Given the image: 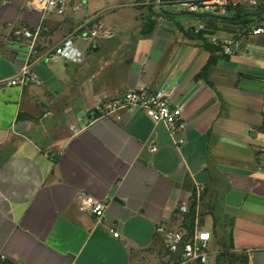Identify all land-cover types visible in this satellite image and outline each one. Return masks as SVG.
Masks as SVG:
<instances>
[{
    "label": "crops",
    "instance_id": "1",
    "mask_svg": "<svg viewBox=\"0 0 264 264\" xmlns=\"http://www.w3.org/2000/svg\"><path fill=\"white\" fill-rule=\"evenodd\" d=\"M150 2L68 0L64 16L41 19L27 0H0V80L91 15L108 35L81 63L37 62L36 82L0 84L5 261L156 264L155 228L174 227V208L198 188L231 223L234 252L264 264V36L214 32L233 54L201 75L211 55L186 36L198 20L153 17L154 28L141 35ZM139 87L166 91L181 110L187 131L178 150L164 125L142 112L89 120L95 106ZM80 195L109 201L100 221L77 210ZM205 223L211 229L209 216ZM211 248L217 253L214 240Z\"/></svg>",
    "mask_w": 264,
    "mask_h": 264
},
{
    "label": "built area",
    "instance_id": "2",
    "mask_svg": "<svg viewBox=\"0 0 264 264\" xmlns=\"http://www.w3.org/2000/svg\"><path fill=\"white\" fill-rule=\"evenodd\" d=\"M151 1V0H148ZM264 0H160L161 8L170 13H192L211 14L227 16L237 9L254 10ZM152 8L159 12L158 0L150 2ZM29 10L39 13L41 19L46 14H54L62 17L69 8L68 0H27ZM100 15L95 14L66 34L60 43L50 51L33 57L29 53L25 65L20 71L10 79L0 80V84L6 86H23L27 80L36 82L32 77L30 69L37 62L56 63L58 61L81 63L87 51H95L101 40L108 38V35L101 32ZM206 25L198 20V23L189 28L191 34L197 35L206 32ZM22 34L26 38L31 37V33L23 30ZM243 36H264V19L256 23L247 25L241 31ZM209 39V44L219 47L221 54L230 56L233 50L229 45L219 41L215 35H203ZM83 45L84 48H80ZM142 112L153 123H161L178 150L184 143L187 124L181 117V110L172 106L169 96L164 90L153 91L148 87L128 89L121 95L108 99L95 106L89 113V120L109 118L119 120L121 113ZM88 123L86 122L85 125ZM178 135V138H176ZM151 148V151H154ZM202 191L196 188L194 195L187 202H182L174 208V227L159 224L155 228V233L161 243V252L156 264H212L216 255L211 248L213 235L210 228H207L205 219L208 216L200 217ZM194 203V221L192 230L188 231L184 226L186 215L190 211L191 204ZM109 201H99L90 196L80 195L77 200V210L81 213L92 215L96 221H100L107 208ZM112 238H118L119 233L114 229H109ZM181 246L182 251L177 261H172V255ZM5 261L0 256V264Z\"/></svg>",
    "mask_w": 264,
    "mask_h": 264
},
{
    "label": "trees",
    "instance_id": "3",
    "mask_svg": "<svg viewBox=\"0 0 264 264\" xmlns=\"http://www.w3.org/2000/svg\"><path fill=\"white\" fill-rule=\"evenodd\" d=\"M152 2L154 0H151ZM264 11V1L254 10H245V9H237L234 13L228 15L232 18H239V20L235 23H226L220 22L216 20H201L202 23L206 25V28L210 34H214V32L219 31L217 26L221 25L223 27L229 28H237V29H244L247 25L251 23H256L264 19V15L257 16L255 18H251L249 15L254 13H259ZM154 18L163 17L169 20L176 19L175 17H165L160 14L158 11H152L148 9V13L140 27V34L141 35H148L151 30L155 26ZM229 32V31H227ZM187 38L192 41H197L202 43L204 48H206L210 53V58L203 70V73L208 70L211 66H213L216 60L222 56L220 48L212 46L208 44L204 38H202L201 34H191L190 32L186 34ZM194 195V193H193ZM194 203L190 206V211L186 215L184 220V226L187 228L188 231L192 230L193 221H194ZM200 217L209 216L212 220V227L211 232L213 235L214 243L217 246V253L214 257V264H246L245 256L240 253L237 254L234 252V248L232 245V238H231V223L227 220V218L222 214L219 209L218 201L214 200L213 202L208 201L204 202L203 195L201 197V204H200ZM2 264H12L7 261H3Z\"/></svg>",
    "mask_w": 264,
    "mask_h": 264
},
{
    "label": "water",
    "instance_id": "4",
    "mask_svg": "<svg viewBox=\"0 0 264 264\" xmlns=\"http://www.w3.org/2000/svg\"><path fill=\"white\" fill-rule=\"evenodd\" d=\"M159 3V12L162 16L165 17H187L190 19H194V20H216V21H220V22H226V23H235L239 20V18H232V17H227V16H220V15H211V14H192V13H170L167 11H164L161 8V2L160 0H158ZM264 15V11H261L259 13H254L249 15L251 18H255L257 16H262ZM182 251V247L178 246L177 250L173 253L172 255V261H177L179 254Z\"/></svg>",
    "mask_w": 264,
    "mask_h": 264
},
{
    "label": "rangeland",
    "instance_id": "5",
    "mask_svg": "<svg viewBox=\"0 0 264 264\" xmlns=\"http://www.w3.org/2000/svg\"><path fill=\"white\" fill-rule=\"evenodd\" d=\"M151 8H152V5H150L149 6V9L151 10ZM153 9V8H152ZM155 11V10H154ZM176 19H181V20H189V19H186V18H183V17H177ZM207 29V28H206ZM217 29H219V30H222V31H224V32H227V31H229V32H232V33H235V34H237V35H241V31H242V29H237V28H229V27H223V26H221V25H219V26H217ZM204 34H207V35H214V34H210L209 32H208V30L206 31V32H204V33H201V35L203 36ZM205 40H206V42L209 44V39L208 38H204ZM215 250H216V247H215ZM212 264H214V260H213V263ZM236 264H241V263H236Z\"/></svg>",
    "mask_w": 264,
    "mask_h": 264
}]
</instances>
